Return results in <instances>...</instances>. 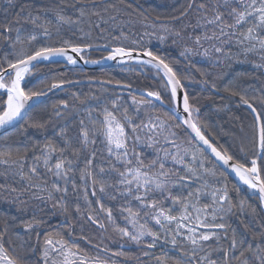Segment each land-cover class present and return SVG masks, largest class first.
Masks as SVG:
<instances>
[{
  "label": "snow or ice",
  "instance_id": "6c2138e0",
  "mask_svg": "<svg viewBox=\"0 0 264 264\" xmlns=\"http://www.w3.org/2000/svg\"><path fill=\"white\" fill-rule=\"evenodd\" d=\"M50 2V7L28 9L20 0H7L9 9L19 6L20 11L14 21L7 17L0 20V39L11 49L12 57L5 56L0 61V90L6 96V99L0 96V128L17 125L24 131L30 127L43 128V123L31 119L39 107L36 101L67 81L54 80L44 89L26 91V78L43 62L62 60L72 66L81 60L85 64L101 63V60L85 58L89 50L106 51L105 61L124 64L135 59L140 65L151 66L158 75L162 73L171 107L167 112L159 110L153 102L163 103L159 91H146L140 98L129 93L130 104L119 96H110L101 105L99 97L92 96L91 99L97 100L96 107L89 104L88 97L81 99L73 94L85 106V115L75 126L73 135H69L67 126L60 127L56 135L63 141V147L47 140L43 144L34 143L31 148L0 150V166H3L0 176L5 180L9 175L13 180L18 177L23 184L19 190L7 184H0V189L15 194L11 203L26 205L28 201L22 199L25 195L39 201L30 220L15 224V217L13 223L0 218L3 224L0 264H32V255L37 252L42 264H117L112 257H128V254L113 251L104 244L102 234L109 227L120 240L144 244L149 250L158 245L162 249L171 245L178 250L179 256L175 259L162 251L154 257L155 264H264V231L249 237L248 225H244V231L232 227L234 210L243 211L245 201L234 203L224 182L230 169L264 203V95L250 96L233 80L222 87L238 104L246 106L252 116V151L239 157L218 145L207 125L199 121V109L189 93L183 91V77L164 58L149 47L140 46L138 41H133L136 47L123 43L113 46L111 41L103 45L92 42L94 29L103 32L102 25L109 20L116 21L120 13L130 16L140 5L134 7L131 0H120L123 7L113 3L104 8L105 12L111 8L116 13L105 19L97 10L96 0ZM67 8L73 14L69 15ZM175 12L170 19L178 22L180 28L156 23L151 27L176 39L183 40L186 36L191 44L185 45L180 55L190 64V57L197 55L216 67L230 66L234 57L243 56L247 60L254 56L260 61L255 66L264 68V0H186ZM65 27L72 36L63 38ZM53 29L61 39L46 43L52 40ZM72 37L81 42H74ZM122 38L127 39L123 31L112 37L116 41ZM165 38V35L158 37L161 42ZM197 71L204 77L200 81L203 85L221 90L216 80L227 73L210 79V73ZM104 83L110 85L113 81ZM115 85L131 88L120 81H115ZM53 108L54 114L63 119L62 110H67L69 105L61 101ZM145 148L152 151L145 152ZM209 151L214 160L209 157ZM249 154L254 157L250 161ZM72 196L76 198L74 208ZM108 201L117 203L109 206ZM49 203L51 209L45 213ZM114 210L123 218V225L117 222ZM37 212L49 219L63 216L68 236L75 231L76 216L95 225L101 232L100 243H94L95 237L83 235V227L80 239L97 249L96 254L89 255L78 242L66 239L60 230L49 231L45 227L49 220L38 217ZM100 213L107 224L102 222ZM42 227L45 231L41 243ZM21 228L27 239L35 235L36 245L21 237ZM143 255L149 256L150 252L144 251Z\"/></svg>",
  "mask_w": 264,
  "mask_h": 264
},
{
  "label": "trees",
  "instance_id": "16d2710c",
  "mask_svg": "<svg viewBox=\"0 0 264 264\" xmlns=\"http://www.w3.org/2000/svg\"><path fill=\"white\" fill-rule=\"evenodd\" d=\"M28 9L40 8L41 5L51 6L50 0H20ZM128 2V0H125ZM133 6L140 5L135 12L129 16L124 13H120L117 16L116 21L109 20L107 24L102 25L105 29L101 32L99 29H94L92 33V42L94 44L103 45L104 43L111 41V44L115 46L118 43L130 47H136L137 45L133 41H138L140 46L149 47L156 55L161 56L168 62L176 71L177 75L183 77L182 84L184 85L183 91H187L190 98L194 100L195 106L199 109L198 119L202 124L207 125L212 135L215 137V141L218 145H223L229 149L230 152L235 153L239 157H243L245 152L251 153V135H252V116L249 109L236 102V98L230 97L227 93L222 91V87L229 80H233L240 89L246 90L250 96L261 97L264 95V68H257L255 65L259 63L257 57L249 56L247 60L243 56L233 59L231 65L221 64L216 67L213 66L207 58L197 55L190 57L192 63L180 55L185 45H190L191 42L185 39H176L171 35H166L162 31L153 29L151 25L156 23L168 24L172 27L180 28L181 25L170 19L171 16L176 15L175 9L183 5L186 0H131ZM98 9L105 19H108L109 15H116L115 12L108 9L107 12L104 8L110 4H116L118 7H123L120 0H96ZM8 10L7 12L5 10ZM20 11L19 6L9 9L7 0H0V20L7 17L9 20H15L16 13ZM144 15H141L140 13ZM69 15L73 14L71 8H67ZM145 16L147 19H145ZM159 16L160 20H156ZM96 17H93L95 20ZM30 27V25L28 26ZM85 28L87 26L85 25ZM121 31L127 36V39H121L119 41L113 40V36H119ZM148 32L150 35H144ZM187 32H191L188 29ZM152 33H155L154 35ZM79 33H77V36ZM165 35L166 38L163 42L158 39L159 36ZM183 35V33H182ZM63 38L72 36V33L68 31L67 27L62 29ZM74 42H81L77 40V37H72ZM61 39L60 36L55 34L53 29V38L51 41H45L46 43H56ZM175 39V42H174ZM6 42L0 39V61L5 56L11 59V49L7 48ZM207 46V45H205ZM202 51V49H201ZM107 55L106 51L92 50L85 53V57L89 60H100ZM243 61V62H240ZM194 65V66H193ZM197 69L204 70L210 73V79L219 76L222 73H227L222 79H217L216 83L221 90H211L203 85L200 81L204 79L200 75ZM162 74H157L156 70L147 65H131L104 67L100 69H84L81 67L67 66L63 62H43L37 65L33 75L26 78L27 82L24 85L26 91L44 89L45 86L58 80H65L68 82L84 81L78 84H73L67 87L58 89L57 91L45 96L37 103L39 107L33 111L31 115L32 121L40 122L44 124L43 128H27L26 131L19 129V125L13 129L7 131L0 136V150L7 147L11 148H23L28 146L31 148L32 144L39 142L43 144L47 140H54L55 143L63 147V141L56 135L60 127L67 126L69 135L75 134L76 125L79 120L84 117L83 112L84 105H81L79 101L75 100L73 94H76L84 99L89 98V104L92 107H96L97 100L91 99L92 96L99 97V102L102 105L107 97L119 96L127 104L131 103V97L129 93L140 98L142 95L128 92L124 89L107 86L97 82H91L90 80H104V81H120L122 84H129L132 87L145 89L147 91H159L162 96V101L170 105L167 92L164 88L165 81L161 79ZM107 91H104V89ZM0 96L6 99L3 92L0 90ZM61 101H67L69 108L62 110L63 119L57 117L53 105H59ZM157 104L161 112H167L168 110L161 104L153 101ZM79 110V111H77ZM131 111V109H130ZM139 150V149H138ZM145 152H151V149H144ZM71 157V153H66ZM31 155V153H30ZM254 158L251 154L248 156L250 161ZM31 161H29L30 163ZM259 163V161H258ZM0 171H3V166H0ZM229 189L230 195L234 203H238L240 200L245 201V208L243 211L238 208L234 210V215L231 217L230 223L232 227L238 228L240 231H244V225H248L250 229L249 237L253 233H259L264 231V212L262 210V203L258 199V195L253 190L248 189L246 186L240 185L237 180L227 174L225 180ZM0 184H7L10 187H16L18 190L23 187L22 182L17 177L15 180L9 178L5 180L3 176H0ZM15 194H9L5 189H0V218L6 219L9 223H13L12 218L15 217V224H20L22 220H30L32 218L33 209L39 203V201L31 200L27 195L22 197L26 199L28 203L26 205H20L18 203H11L12 196ZM75 196L70 197V201H74ZM109 206L115 205L117 202H106ZM83 205V201L81 200ZM43 207V205H41ZM93 207H97L95 204ZM21 209H24L21 211ZM51 209L49 203L45 209V213ZM38 217L43 216L44 219L49 220V224L45 227L51 230H60L65 233V238L69 241L75 240L89 255H95L97 249L93 248L91 244L80 239L81 227H83V235L89 237H95L94 243H100L101 232H99L95 225L90 222L81 219L76 216L73 219L75 231L72 236L67 235L68 229L64 226V217L56 215L49 219L44 213L37 212ZM102 218V222L107 224L106 220H103V213L99 214ZM114 215L117 216V222L120 225L124 224L122 217H119L118 211L114 210ZM243 221V223H241ZM3 224L0 223V228ZM45 227L40 229L42 233L40 241H43V233ZM21 237L27 239V234L23 229H19ZM104 244L110 247L113 251H123L128 254V257H112L117 261V264H155V256H160L162 251L167 253L168 257L173 259L179 256V252L173 249L171 245L165 246L163 249L158 245L155 249H147L144 244L136 245L130 241L120 240L116 233H114L111 227L108 231L103 233ZM111 237V239H108ZM13 239H16L13 236ZM27 242L32 245H36L35 235L31 236V239H27ZM19 243V241H17ZM122 245V247L120 246ZM144 251H149V256H144ZM110 255V253H109ZM130 257V258H129ZM32 264H42L40 253L37 252L32 255Z\"/></svg>",
  "mask_w": 264,
  "mask_h": 264
},
{
  "label": "water",
  "instance_id": "95a60500",
  "mask_svg": "<svg viewBox=\"0 0 264 264\" xmlns=\"http://www.w3.org/2000/svg\"><path fill=\"white\" fill-rule=\"evenodd\" d=\"M101 50V49H100ZM141 59H147L146 57H141ZM61 62H64L61 60ZM66 63V62H65ZM131 64H137V61L135 59L131 60V61H127L126 63L124 64H119L117 63L116 61H105V60H101V63L99 64H85L82 60L79 61L75 66L76 67H81V68H84V69H100V68H104V67H114V66H121V65H131ZM72 66V65H70ZM162 74V73H161ZM91 82H97V83H101V84H104V85H107V86H111V87H115V88H120V87H117L115 85V83H112V84H106L104 82V80H90ZM80 82H84V81H73V82H68V83H65L62 87H67V86H70V85H73V84H78ZM61 87V88H62ZM60 89V88H58ZM58 89H54L52 91H48L47 92V95H49L50 93L52 92H55L56 90ZM120 89H124L128 92H132V93H136L138 95H143L144 93H146L147 90L145 89H141V88H136V87H131V88H120ZM46 95V96H47ZM45 97V96H44ZM44 97H41L40 99L44 98ZM155 101V100H154ZM38 102V101H36ZM157 103L161 104V102H158L156 101ZM32 103V102H30ZM162 106H164L168 111L171 107V105H167L165 104L164 102L161 104ZM14 127L13 126H8L7 128H0V136L3 135L4 133H6L7 131L13 129ZM208 155L214 160L215 158L211 156V153L209 151ZM227 173L228 175H230L231 177L235 178L239 184L243 185L242 182L239 181V179L235 176L234 173H231V170L230 169H227ZM246 186V185H244ZM247 187V186H246ZM258 195V194H257ZM262 203V202H261ZM262 210L264 212V203H262Z\"/></svg>",
  "mask_w": 264,
  "mask_h": 264
},
{
  "label": "bare ground",
  "instance_id": "6f19581e",
  "mask_svg": "<svg viewBox=\"0 0 264 264\" xmlns=\"http://www.w3.org/2000/svg\"><path fill=\"white\" fill-rule=\"evenodd\" d=\"M241 182V181H240Z\"/></svg>",
  "mask_w": 264,
  "mask_h": 264
}]
</instances>
